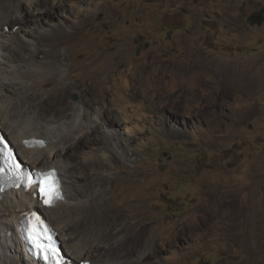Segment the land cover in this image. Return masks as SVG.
<instances>
[{"label": "rangeland", "instance_id": "1", "mask_svg": "<svg viewBox=\"0 0 264 264\" xmlns=\"http://www.w3.org/2000/svg\"><path fill=\"white\" fill-rule=\"evenodd\" d=\"M9 1L18 0L1 4ZM37 3L47 13L43 28L65 26L48 42L58 53L41 59L55 63L54 76L26 89L54 101L40 106L43 117L101 111L117 127L110 132L122 134L121 105L140 122L154 116L152 132L126 148L119 174L106 184L109 214H123L116 224L145 229L142 253L167 243L173 258L157 264H264V0ZM21 11L31 17L27 6ZM17 23L5 32H16ZM96 250L101 258L118 254ZM141 254L126 257L132 263Z\"/></svg>", "mask_w": 264, "mask_h": 264}, {"label": "bare ground", "instance_id": "2", "mask_svg": "<svg viewBox=\"0 0 264 264\" xmlns=\"http://www.w3.org/2000/svg\"><path fill=\"white\" fill-rule=\"evenodd\" d=\"M1 2L3 0H0V49L2 52L0 56V127L17 149L19 161L33 169L56 168L59 170L66 199L58 202L54 207L43 208L38 198L33 196L32 191L4 194L0 201V264H41L27 251L16 228L20 214L32 209H41L44 212L50 224L58 232V238L62 242L61 246L66 256L78 259L79 262L157 264L159 260L170 261L173 258L170 250H164L167 243L162 242L157 247L151 246L153 255L149 253L150 250L142 253L145 229L139 226L137 228L136 224L130 227L132 230L128 231L125 224H121L122 226L116 224L122 219L123 214L120 213L122 214L120 215L119 212L109 214V198L105 188L107 182L119 174L118 168L126 148L135 140L141 139L142 137L139 136L142 134L152 132L154 125L149 126V122L154 116L142 117L141 122L145 123L146 127H141L139 118L135 117L136 110L130 112L129 104L121 105L117 114L122 120L120 124H125L122 134L117 131L110 132L112 128L117 127H113L112 122H106L101 111L93 116L86 110L71 108L65 114L66 119L70 120H47L38 110L44 104L54 105V101L50 100L48 95L31 94L26 89L29 87V81L37 84L41 76H44L43 78H47L48 75L54 76L55 63H46L47 61L43 62L41 59H50L53 54L58 53L55 49L56 45L48 42L65 26L57 23L50 24V28H43V15L47 13H42L37 8L38 0H18L17 3L9 1L6 4ZM58 2L59 0H54L55 4ZM64 5L61 7L63 8ZM23 6L28 7V14L31 15L28 19L25 17V20L24 11H21ZM50 13H48L49 16ZM51 17L54 15L52 14ZM8 22H18L16 32L13 30L5 32L4 27ZM72 24L69 25L70 29L73 27ZM42 41L44 42L42 47L45 46L46 49L38 47ZM6 64L12 69L4 68ZM46 66L49 68L48 72L45 69ZM10 75H13V78L9 77ZM62 82L64 84L65 80ZM257 85V82L256 86L250 84V88L256 90ZM143 105L141 103L139 108L145 109ZM48 121L55 124L49 125ZM102 128L108 130L107 134L104 133L102 138L99 137V140L95 141L94 136ZM185 132L188 131L183 129L180 133L185 134ZM32 137L44 139L43 146L23 145L25 139ZM86 140L89 142L87 141L85 145L83 142ZM141 142L143 144L145 141L142 139ZM77 147L78 156H74L73 151ZM136 149H133L131 158L135 157ZM232 210L230 209V213ZM71 211H74L72 213L75 215ZM74 226L77 229L71 231ZM75 230L77 232L79 230V234ZM123 231L128 232L121 237L120 233ZM132 232L133 234H130ZM183 239L185 238H177L175 245ZM244 245L248 246L249 242L245 241ZM101 247L109 250L113 248L118 251V254L111 257H107L109 254H106L101 258L99 257L101 253L96 254V249ZM110 252L112 251L108 253ZM127 253L142 254L130 263L131 257L127 258ZM91 256H94L95 260Z\"/></svg>", "mask_w": 264, "mask_h": 264}, {"label": "snow or ice", "instance_id": "3", "mask_svg": "<svg viewBox=\"0 0 264 264\" xmlns=\"http://www.w3.org/2000/svg\"><path fill=\"white\" fill-rule=\"evenodd\" d=\"M39 145L43 146V141L38 142ZM0 144L3 145V147H0V154H2L4 151H7V159H11L13 163V168L15 169L14 175L17 179H23V173L21 169V165L15 161V156L11 152L10 149H8L7 144L3 142V138L0 137ZM36 179L33 180L30 176L27 178V180H24L25 183H32L37 187H40L41 192L44 196V203L48 207H52L55 205L56 202L61 200L62 193L59 190V178L56 176L55 171H49V172H42L36 174ZM2 191V189H0ZM43 222L39 221L37 218V224L32 227V229L29 231V239L33 242L34 246L39 249L38 255H42L45 260H48L50 258L49 253H52L51 258H55L56 254L58 253V249L53 247L51 245V238L48 237L49 244L48 245H42L39 241L42 237V233H46L49 230L47 228L42 227Z\"/></svg>", "mask_w": 264, "mask_h": 264}, {"label": "clouds", "instance_id": "4", "mask_svg": "<svg viewBox=\"0 0 264 264\" xmlns=\"http://www.w3.org/2000/svg\"><path fill=\"white\" fill-rule=\"evenodd\" d=\"M7 29V31H9V28H6ZM1 54H2V52H1V49H0V56H1ZM0 134H1V136H2V138H3V142L4 143H6L9 147H10V149L14 152V154H15V157H16V160H17V162L22 166V167H24V168H28V169H30V171H43V172H49V171H52V170H54L55 171V174H56V176L59 178V180H60V191H61V193H62V199L61 200H59L58 202H61V201H64L65 199H66V197H65V192H64V190H63V185H62V179H61V176H60V173H59V170L58 169H56V168H51V169H49V170H39V169H33L32 167H30V166H28L26 163H24V162H22L21 160L19 161V159L18 158H20L19 157V154H18V151H17V149L12 145V143H11V141L9 140V138L6 136V134L4 133V131L2 130V128L0 127ZM31 139H40V138H35V137H32V138H29V139H25L24 141H23V145H25V146H28L25 142L26 141H28V140H31ZM43 142L45 141L44 139H41ZM2 157V154H0V158ZM0 163H1V159H0ZM30 191H32V194H33V196L34 197H36V198H38V200L40 201V203H41V206L43 207V208H50V207H48L47 205H45V204H43V202H42V200L40 199V197L38 196V192L40 191V189H39V187H37V186H35V185H32L31 187H29V190L28 191H23L22 189L21 190H19V189H15V188H9L8 190H6L4 193H3V195H2V198H1V200L3 199V196H4V194H6V193H12V192H20V193H28V192H30ZM0 200V201H1ZM58 202H56L55 203V205L54 206H56V204L58 203ZM54 206H52V207H54ZM27 212H35V213H37V214H39L40 216H41V218H43V220L45 221V226H46V228H48L51 232H52V236H54V238H52L51 239V245L53 246V247H55L56 249H58V251L62 254V257H63V259H64V264H90L91 262H89V261H76V260H73L72 258H70V257H68V256H66V254H65V252H64V249L62 248V246H61V244H62V242H61V240L58 238V232L54 229V227L50 224V222H49V220L46 218V216H45V214H44V212L41 210V209H37V210H35V209H32V210H28V211H25V212H22L21 214H20V217H22V215L24 214V213H27ZM20 217H19V219H20ZM18 219V220H19ZM17 223H18V221L16 222V228H17V230H18V233H19V235H20V232H19V229H18V227H17ZM20 238H21V235H20ZM21 240H22V238H21ZM22 242L24 243V241L22 240ZM25 244V243H24ZM25 246H26V249H27V251H28V248H27V245L25 244ZM29 252V251H28ZM31 255V254H30ZM33 257V256H32ZM35 258V257H34ZM35 260L36 261H39L41 264H45L40 258H35ZM73 260V261H72Z\"/></svg>", "mask_w": 264, "mask_h": 264}, {"label": "water", "instance_id": "5", "mask_svg": "<svg viewBox=\"0 0 264 264\" xmlns=\"http://www.w3.org/2000/svg\"><path fill=\"white\" fill-rule=\"evenodd\" d=\"M261 15H262V13L259 14L258 17H254V18H252V21H256L259 17L261 18Z\"/></svg>", "mask_w": 264, "mask_h": 264}]
</instances>
